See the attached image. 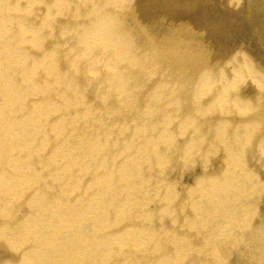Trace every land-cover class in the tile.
I'll list each match as a JSON object with an SVG mask.
<instances>
[{
	"label": "bare ground",
	"instance_id": "6f19581e",
	"mask_svg": "<svg viewBox=\"0 0 264 264\" xmlns=\"http://www.w3.org/2000/svg\"><path fill=\"white\" fill-rule=\"evenodd\" d=\"M258 70L260 0H0V264H264Z\"/></svg>",
	"mask_w": 264,
	"mask_h": 264
},
{
	"label": "rangeland",
	"instance_id": "374dc122",
	"mask_svg": "<svg viewBox=\"0 0 264 264\" xmlns=\"http://www.w3.org/2000/svg\"><path fill=\"white\" fill-rule=\"evenodd\" d=\"M262 7L264 6V0H260ZM231 21V23H233L234 25H239L242 20H243V15H244V8L242 6H239L238 8L229 11L228 13L225 14ZM243 56H245L246 59L247 56L243 53L240 52ZM258 75L264 78V74H262L259 70H258Z\"/></svg>",
	"mask_w": 264,
	"mask_h": 264
}]
</instances>
